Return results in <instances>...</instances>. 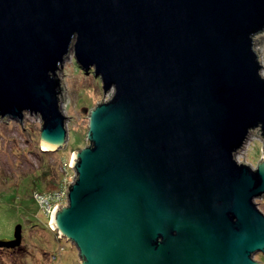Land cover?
I'll return each instance as SVG.
<instances>
[{
    "label": "water",
    "instance_id": "95a60500",
    "mask_svg": "<svg viewBox=\"0 0 264 264\" xmlns=\"http://www.w3.org/2000/svg\"><path fill=\"white\" fill-rule=\"evenodd\" d=\"M263 39L264 0H0V118L64 148L72 53L113 91L51 213L79 264H264ZM254 131L255 166L237 159Z\"/></svg>",
    "mask_w": 264,
    "mask_h": 264
},
{
    "label": "rangeland",
    "instance_id": "374dc122",
    "mask_svg": "<svg viewBox=\"0 0 264 264\" xmlns=\"http://www.w3.org/2000/svg\"><path fill=\"white\" fill-rule=\"evenodd\" d=\"M261 42L254 41V47L260 57L264 77V39ZM58 76L63 87L62 109L69 117L66 119L68 138L64 148L58 151L41 149V122L34 116L26 114L22 121L0 118V240L13 239L18 225L22 226L23 238L20 250L0 248V264L80 263L75 246L65 239L58 240L50 226L51 214L45 212V206L41 207L34 194L35 190L39 193L44 190L45 197L51 198L55 189L53 184H57L61 177L65 180V188L60 186L56 190H67V184L75 179L70 166L73 152L87 145L89 111L102 99L108 100L113 91L104 93L101 79L95 76L92 68L87 72L83 70L75 61L74 53L66 59ZM262 146L257 132H252L237 159L255 166L262 158ZM39 174L43 175L42 186L33 182ZM65 199L64 196L53 207L65 205ZM256 203L264 212V198L257 199ZM53 255H57L56 260H53ZM260 255L255 259L261 261Z\"/></svg>",
    "mask_w": 264,
    "mask_h": 264
},
{
    "label": "built area",
    "instance_id": "2783aa9c",
    "mask_svg": "<svg viewBox=\"0 0 264 264\" xmlns=\"http://www.w3.org/2000/svg\"><path fill=\"white\" fill-rule=\"evenodd\" d=\"M67 186H68V184H67ZM66 189H68V188H66ZM66 191L65 192L63 190L57 191V192L51 194V198H49V196L45 197L47 194L38 195L36 198H37L39 204L41 205V207L44 208V206H45L46 211L45 210L44 211L51 214L53 209H54V207H53L54 203H56L58 200H63L64 196L66 197L64 203L66 202V200H67V192ZM39 200H41L42 204L40 203ZM58 206L60 207L61 205H58ZM58 238L62 239L61 237H58Z\"/></svg>",
    "mask_w": 264,
    "mask_h": 264
},
{
    "label": "trees",
    "instance_id": "16d2710c",
    "mask_svg": "<svg viewBox=\"0 0 264 264\" xmlns=\"http://www.w3.org/2000/svg\"><path fill=\"white\" fill-rule=\"evenodd\" d=\"M91 73H93V72H91ZM60 153H61V152H60ZM44 173L47 174V175L49 174L48 171H47V172L45 171ZM42 177H43V175H42V174H39V176L35 177V180H34L33 182H34V183H35V182H39L38 184L42 186V183H43L42 181H44ZM41 182H42V183H41ZM64 183H65V180H64L63 177H61V180H59V182H58L57 184H56V183L53 184V187H55V189H54L55 191L53 190L52 192L55 193V192H57V191H60V190H56V189H60V186H61V189H62V188L64 187V186H63ZM65 184H66V183H65ZM64 188H65V187H64ZM43 194H45V193H44V190H43V192H41V193H39L37 190H35L34 198L37 200L36 197H37L38 195H43ZM37 202H38V200H37ZM49 229H50V228H49ZM50 230H51V229H50ZM52 231L56 234V237L58 238L57 233H56L54 230H52ZM58 240H63V239L58 238ZM22 245H23V244H22ZM22 245H21L20 247H22ZM20 247L14 249V250H11V249H8V250H10V251H17L18 249L20 250ZM23 247H24V246H23ZM62 250H63V249H62ZM52 258H53V260H56V259H57V255H53ZM260 259H262L261 261L264 262V255H263V254L260 255Z\"/></svg>",
    "mask_w": 264,
    "mask_h": 264
},
{
    "label": "bare ground",
    "instance_id": "6f19581e",
    "mask_svg": "<svg viewBox=\"0 0 264 264\" xmlns=\"http://www.w3.org/2000/svg\"><path fill=\"white\" fill-rule=\"evenodd\" d=\"M61 108H62V106H61ZM62 111H63V109H62ZM64 113V112H63ZM47 151H49V150H47Z\"/></svg>",
    "mask_w": 264,
    "mask_h": 264
},
{
    "label": "clouds",
    "instance_id": "9594fccd",
    "mask_svg": "<svg viewBox=\"0 0 264 264\" xmlns=\"http://www.w3.org/2000/svg\"><path fill=\"white\" fill-rule=\"evenodd\" d=\"M53 230V229H52ZM58 235V234H57ZM63 239V238H62Z\"/></svg>",
    "mask_w": 264,
    "mask_h": 264
}]
</instances>
